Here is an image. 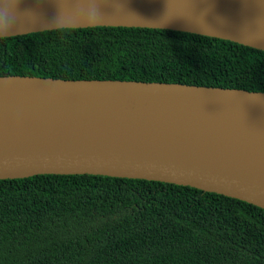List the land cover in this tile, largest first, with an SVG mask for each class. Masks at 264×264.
<instances>
[{"label": "water", "instance_id": "obj_1", "mask_svg": "<svg viewBox=\"0 0 264 264\" xmlns=\"http://www.w3.org/2000/svg\"><path fill=\"white\" fill-rule=\"evenodd\" d=\"M7 11L0 39L140 28L264 52V0H23ZM47 175L165 183L264 210V93L1 77L0 181Z\"/></svg>", "mask_w": 264, "mask_h": 264}, {"label": "trees", "instance_id": "obj_2", "mask_svg": "<svg viewBox=\"0 0 264 264\" xmlns=\"http://www.w3.org/2000/svg\"><path fill=\"white\" fill-rule=\"evenodd\" d=\"M1 77L264 93V52L169 30L62 29L0 39ZM0 264H264V210L144 180L0 181Z\"/></svg>", "mask_w": 264, "mask_h": 264}, {"label": "clouds", "instance_id": "obj_3", "mask_svg": "<svg viewBox=\"0 0 264 264\" xmlns=\"http://www.w3.org/2000/svg\"><path fill=\"white\" fill-rule=\"evenodd\" d=\"M10 2L15 3V5H16V11L18 13L19 12V6L23 2V0H0V4L3 5V7L0 8V15H3L5 18H7L10 15V13L7 11V6H8V4ZM4 34L5 35H8L10 33L6 29L5 32H4Z\"/></svg>", "mask_w": 264, "mask_h": 264}, {"label": "bare ground", "instance_id": "obj_4", "mask_svg": "<svg viewBox=\"0 0 264 264\" xmlns=\"http://www.w3.org/2000/svg\"><path fill=\"white\" fill-rule=\"evenodd\" d=\"M204 1H212V0H204Z\"/></svg>", "mask_w": 264, "mask_h": 264}]
</instances>
